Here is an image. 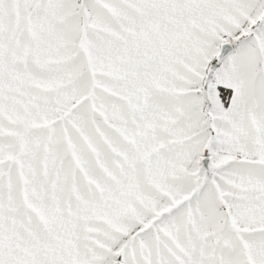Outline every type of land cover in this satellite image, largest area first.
<instances>
[{"label":"snow or ice","instance_id":"6c2138e0","mask_svg":"<svg viewBox=\"0 0 264 264\" xmlns=\"http://www.w3.org/2000/svg\"><path fill=\"white\" fill-rule=\"evenodd\" d=\"M0 264H264V0H0Z\"/></svg>","mask_w":264,"mask_h":264}]
</instances>
